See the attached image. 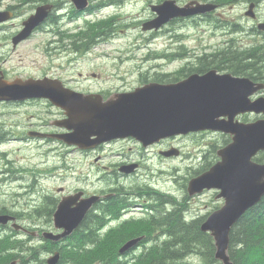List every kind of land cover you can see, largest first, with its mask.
Listing matches in <instances>:
<instances>
[{
  "label": "water",
  "instance_id": "obj_1",
  "mask_svg": "<svg viewBox=\"0 0 264 264\" xmlns=\"http://www.w3.org/2000/svg\"><path fill=\"white\" fill-rule=\"evenodd\" d=\"M79 4L85 5L86 2L80 0ZM153 9L159 13L154 19L156 23L170 17L168 14H162L161 7L156 6ZM43 10L45 12V9ZM212 74L213 76L206 74L203 78L190 77L174 85L149 84L131 93L118 94L105 102L100 95H83L69 89H61L56 82H49L47 79L41 84H21L20 86L25 87L23 89L17 84H14L13 88L4 84L0 87V99H24L31 96L49 98L64 108L66 117L57 124L61 123L69 130L55 136L80 148L93 147L111 138L126 136H133L148 143L171 133H186L189 130L210 128L234 131L233 141L217 152L220 160L208 171L191 179L188 186L190 193L211 187L220 190L218 196H221L225 203L209 215L201 228L203 231L212 230L217 246L216 256L223 264H232L226 254L230 227L264 195V163L252 160L256 153L264 148V124L236 128L231 119L223 121L218 120V117L227 111L245 106L246 95L260 89L261 85L250 83L248 90L247 79L217 76L214 72ZM227 77L230 80H227ZM171 88H174L171 101L159 104L160 96ZM261 103H264V100H261ZM174 108L181 110L173 112ZM171 116L178 125L175 128H163L162 125L166 124ZM187 119L191 126L181 124ZM128 127L131 129L128 130ZM151 134L153 136H150ZM171 153L172 151L166 152ZM96 199L97 197H93L87 200L83 208L86 210ZM6 220L7 217L0 216V221ZM133 242L135 241L129 242L127 246ZM125 248L126 246L121 248V251ZM53 260L54 258H51L49 263L52 264Z\"/></svg>",
  "mask_w": 264,
  "mask_h": 264
},
{
  "label": "rangeland",
  "instance_id": "obj_2",
  "mask_svg": "<svg viewBox=\"0 0 264 264\" xmlns=\"http://www.w3.org/2000/svg\"><path fill=\"white\" fill-rule=\"evenodd\" d=\"M100 1L105 2V5H107L102 10H97L95 8H85L86 14H84L82 17H77V19L73 21L71 20L72 22H69L68 20L64 21V23L69 25L66 30L69 29L71 31L66 32L62 36V46H68L66 41L74 39L75 36L73 34L79 33L83 28L84 30L87 29L90 31V36H97L99 32L104 30L108 25H111V19L116 17L120 18L117 24V31L119 35L122 36V38L118 39L116 36H111L108 41L100 42L92 51L86 53L85 55H75L74 53H70L69 56L77 57V59L71 63L69 61H65V58L59 61V63L62 65V76H64V78L71 79L69 82L77 87L80 86L73 78H80L78 74L79 72H81L83 76H89L91 72L99 69L102 70L100 74L101 78L108 80L109 83H116L124 76L126 79H133L131 77H134L139 72V70H146L151 65L156 64V62H154L153 58L151 57L155 53L154 49H158L160 47L159 40H155L153 44L148 45L145 41L147 36L142 34L141 30L134 24H130L131 19H144L150 14L146 4L147 0H121L116 5L108 3L109 0ZM89 2L92 5L98 3L95 1ZM124 4L126 5L121 10V6ZM84 30L78 36L79 39H81V37L84 35ZM196 31H198L199 34H202L201 29ZM50 39H52V37L48 36L46 32L36 33L33 35V39L31 41H28L24 46L19 47L16 51H11L9 48H7L5 56L10 57V59L5 64V66L7 68H11V70H19L22 73H28L34 76L43 75L45 72H47L46 70L44 71V68L48 62L52 61L54 64L57 63V60L49 56L50 52H48V47L50 46ZM191 40H193V36L188 39L186 43L189 44ZM244 42L249 43L250 40L245 39ZM176 49L178 48L175 45L166 40L164 45L160 48V52L165 54ZM249 51L251 55L244 56L248 61L257 55L256 49H251ZM225 55L224 57H229V52ZM145 56H150V59L145 58ZM184 59L185 57L181 55L178 57V60L169 61L167 58H164L163 62H167V65L172 68L178 64L180 66V63L184 62ZM158 63L162 62H157L156 64L158 67H160L161 64ZM1 64L2 63L0 62V65ZM131 84L127 82V88H131ZM7 112L8 113L5 114L3 120L7 123H11L13 120L18 122L19 126L17 127L19 128H16V130L19 133L25 131L27 132V130L22 131V124L33 122L35 127L38 125L37 123L43 122L45 119L52 117V114L47 115L41 109H32L31 112L24 113L23 115L20 113L12 114V111ZM28 116H32V118L26 119ZM208 138L216 140L219 139V141L222 142V138L218 137L217 135L208 136ZM27 140L29 142H24V140H16L0 145V205L4 204L11 206L12 208H22V206L29 204V197L26 194V192L30 190L28 187L29 181L25 180L24 178H11L10 175L4 171L6 168H9V164L6 162L7 159H11L13 165L17 168L28 167L27 171L19 172L22 173L24 177L27 176L31 178L32 176V179H34L35 176L32 174V172L38 174L36 183H39V185L42 187H62V189H66V187L72 188L77 185H82L84 188L95 187L93 184L92 171H98V168L93 160L94 154L80 155L75 153V151L66 153L65 151L67 150L64 149L65 147H63L62 144L52 147L50 145H39L38 142L34 141L35 139L27 138ZM118 146H122L121 150L118 151H128L126 145ZM185 148L189 149L190 146ZM115 151H117V149L113 148L109 152ZM182 161V159L170 160L163 162L162 166L169 169L170 172L168 173V176H178L184 174ZM81 166L84 176L83 172L80 171ZM49 169H54V171H57V173L60 175H56L57 177L52 175V173H54L53 170H51L50 174L48 172ZM17 175L20 176L19 174ZM59 189L60 188H57V190ZM211 199L213 201L210 202V211L214 209L215 205H220V201L216 197H212ZM19 204L23 205L21 206ZM178 216V211H174L172 213L166 212L161 229L169 226L171 228L174 226L177 227L178 223L176 222ZM183 229H189V227H185ZM178 231H176L174 234L175 237L180 236L179 233L186 234L183 230ZM193 233H195L194 230ZM175 237L170 236L169 241L175 242ZM102 247L105 250L110 248L112 252L114 249V244L112 241H107ZM250 247L251 251L254 252L256 250L253 246ZM170 249H173V247H170ZM251 251L249 252L252 253ZM250 257H252V255ZM251 262L252 259L248 264Z\"/></svg>",
  "mask_w": 264,
  "mask_h": 264
},
{
  "label": "flooded vegetation",
  "instance_id": "obj_3",
  "mask_svg": "<svg viewBox=\"0 0 264 264\" xmlns=\"http://www.w3.org/2000/svg\"><path fill=\"white\" fill-rule=\"evenodd\" d=\"M34 1L35 0H20L18 4L13 7L15 10V15L19 16L22 8L26 5H29L30 3H33ZM160 1L163 0H157V2ZM175 1L181 4L184 0ZM249 1L253 2L256 6V16L254 19L250 20L247 25L257 30L258 28L257 26H255L256 21H261L264 23V0ZM218 4H221V2ZM238 23L244 25L243 21H238ZM16 30L17 28H10V26L8 25L0 26L1 35L11 36V34H13ZM18 46H13L11 40L9 41L8 39H0V62L5 63L8 60L6 56H4V52L7 50V48L16 50ZM7 71L8 70L4 69L3 66H0V75L6 76ZM97 76H99V74ZM4 80L10 79L8 77H4ZM64 82L65 81H63V83ZM85 89L86 88H84V90ZM93 91H100L101 93H104L101 87L98 89H93ZM33 103L34 101L32 102L29 100H24L11 102L9 104L11 106L18 107ZM54 109V118L49 122L62 117L61 111L57 108ZM47 112H50V110H47ZM47 123H44V126L51 129L48 125H46ZM8 126L10 128H13L14 125L9 124ZM54 131H63V129L60 127H55ZM188 136H175L168 139H162L158 143H155L158 140L156 139L149 144H144L142 141L141 144L140 142H137L135 138L127 137L123 140L112 139L107 142L100 143L96 147L92 148L94 149L93 151L99 153V157H101L99 159H96V162H99L102 159L105 160L106 171L109 175L110 180L112 181V185L110 186L108 192L109 196H122L121 194H123L122 197H126L125 200H130L133 204L138 202L141 206H147L149 195L151 197L155 193V190L152 189L150 191L146 184L150 183L149 186L156 187L155 184L160 178L155 174L156 171L153 161L162 163L164 161L173 160V158L164 156L161 153V150L168 149L170 147H177L179 149H182L190 143L187 140ZM118 145H126L128 151H118L121 150L122 147ZM148 145L150 146L148 147ZM113 148L117 149V151L109 152ZM70 149L73 151L78 149L77 151L83 152L85 154H89V152L92 150H81L75 146H71ZM132 163L135 164V166L133 168H130V164ZM123 166L124 169L130 168L131 170L129 172H127L126 170H122ZM137 183H139V188L137 187ZM121 185H123V187ZM140 187H142V189ZM139 189H141V191ZM117 190L119 192H117ZM144 190L145 192H143ZM77 191L78 189H50L49 193H47L43 198L36 199L38 201L37 204H30L29 207L35 208L28 211H26V209L22 205V208L14 207V209L12 210L9 207H3L2 209H4V213H10L11 215H13L16 218L15 221L20 223L22 226H19V228H13L11 225L12 222L4 225L0 224V264H47V258H42V256L40 255V250H46V255H49L51 252H58L60 260L55 264H86V261H88V256L91 254H95L97 249V226L99 225L98 218L100 214L98 205L92 206L85 213V215L78 223L77 227L71 230L70 234L66 236V239L57 243L52 239L44 236V233L47 232V230L53 231L55 229L53 215L60 198L63 195L74 194ZM115 191L117 193H115ZM121 191L124 193H122ZM174 192L177 195L182 196L180 202L174 204V206L181 207V209L186 208L188 203L191 204V202L194 200V197H190L187 194L186 183L184 182L178 184ZM179 192L180 194H178ZM131 195L133 197H131ZM138 221L139 220L134 219L133 221L128 222V224H137ZM3 226L8 229H13L15 232H11L10 230H8L9 232L2 231ZM82 238L85 239V244L83 246L80 244V242H78V240ZM18 239L22 241L23 244L27 246V248L30 249H19L17 244ZM34 247L38 249H34ZM90 249L92 250V253H89Z\"/></svg>",
  "mask_w": 264,
  "mask_h": 264
},
{
  "label": "trees",
  "instance_id": "obj_4",
  "mask_svg": "<svg viewBox=\"0 0 264 264\" xmlns=\"http://www.w3.org/2000/svg\"><path fill=\"white\" fill-rule=\"evenodd\" d=\"M239 55V56H238ZM230 57V58H229ZM229 57H216L212 60H208L207 62L202 63V67H206L210 62H218L217 65L231 67L236 72H245L246 68L249 65H253L255 70L263 71L264 70V57L251 58L248 61L243 55L233 53L229 54ZM245 58V59H244ZM244 59V60H243ZM229 61V62H228ZM246 61V62H245ZM222 62V63H221ZM231 62V63H230ZM227 63V64H226ZM236 64V65H235ZM231 69V70H232ZM259 76V74H255ZM217 145L213 144L210 152L216 151ZM264 154L257 158V160H263ZM207 164L202 167L201 170L206 168ZM264 200L260 204L259 207H255L248 211L246 215V219H242L232 232L233 241H235L234 245H231L228 253L233 261V264H248L252 259V264H263L264 263ZM178 226H174L173 228L169 227L168 233L170 236H174L176 231L183 230L186 234L179 233L180 236L175 237V242L166 241L161 245L155 246L151 248L149 254L146 257L140 259L139 264H189L184 260V257L189 253L199 254L203 260H208L213 258L214 246L211 238L202 233L198 224L199 221H195L192 223H184L181 221L180 217H177ZM185 227H189V229H183ZM191 228V229H190ZM10 230L11 232H15L13 229H8L6 227H2V231ZM193 230L195 233H193ZM180 232V231H178ZM107 233V232H106ZM193 233V234H192ZM110 239H112L114 244V249L111 252V249L108 248L105 251L97 252V259L99 260H116L117 257V249L116 246L118 244L117 241L121 240V237L116 233L110 232ZM185 236V237H184ZM20 243V240H17V244ZM103 243V240L99 241V245ZM98 245V246H99ZM253 246L256 249L254 252L251 251V247ZM173 247V249H170ZM251 251L252 253H250ZM111 252V253H110ZM109 253V254H108ZM178 253V254H177ZM252 257H250L251 255ZM247 255V256H246ZM94 258V257H92ZM92 261V259H90ZM250 263V264H251ZM115 264V263H114Z\"/></svg>",
  "mask_w": 264,
  "mask_h": 264
},
{
  "label": "bare ground",
  "instance_id": "obj_5",
  "mask_svg": "<svg viewBox=\"0 0 264 264\" xmlns=\"http://www.w3.org/2000/svg\"><path fill=\"white\" fill-rule=\"evenodd\" d=\"M258 9V8H257ZM65 20V19H64ZM52 21H54V19H52ZM230 53V52H229ZM233 54V53H232ZM225 56H228V55H225ZM239 56V55H238ZM180 57V56H179ZM226 58V57H225ZM230 58V57H229ZM248 58V57H247ZM227 59V58H226ZM245 59V58H244ZM243 59V60H244ZM215 62V61H214ZM219 62V61H218ZM218 62H216V63H218ZM229 62V61H228ZM246 62V61H245ZM222 63V62H221ZM231 63V62H230ZM227 64V63H226ZM236 65V64H235ZM221 66V65H220ZM202 92H204V91H202ZM173 95H174V88H171V89H168V90H165L164 92H163V94L160 96V98H159V104H167V103H169L170 101H171V99H172V97H173ZM154 109H156V107H154ZM179 110H181L180 108H174L173 109V112H177V111H179ZM190 114H192V113H190ZM181 124L182 125H185V126H191V122H189L188 121V119L187 120H185V121H183V122H181ZM178 124L176 123V121H175V119L173 118V116H171L170 118H169V121L166 123V124H164V125H162L163 126V128H175L176 126H177ZM129 129H131L130 127H128V130ZM150 136H153V134H151ZM245 156V155H244ZM122 179V178H121ZM125 179V178H124ZM130 180V179H129ZM138 181V180H137ZM136 181V182H137ZM140 182H142V181H140ZM139 182V183H140ZM128 183V182H127ZM127 183H125V184H127ZM132 183V182H131ZM139 183H137V187L139 186ZM120 184H122V183H120ZM144 184H146V183H144ZM131 185V184H130ZM134 185V184H133ZM147 185V184H146ZM146 185H145V190H146ZM122 187H123V185H121ZM120 186V187H121ZM125 186V185H124ZM117 187V186H116ZM126 187V186H125ZM144 187V186H143ZM132 188V187H131ZM130 188V189H131ZM139 188V187H138ZM141 189H142V187H140ZM122 189V188H121ZM141 189H139L140 191H141ZM150 189V191L152 190L151 188H149ZM138 190V189H137ZM145 190L143 191V192H145ZM119 191H120V189H119ZM118 190H117V192H119ZM127 191V190H126ZM130 191V190H129ZM133 191H135V190H133ZM132 191V192H133ZM147 191H148V189H147ZM116 191H115V193H117ZM122 192V191H121ZM128 192V191H127ZM126 192V193H127ZM122 193H124V192H122ZM151 193V192H150ZM149 193V194H150ZM119 194V193H118ZM153 194V193H152ZM116 195V194H115ZM122 196H123V194H121ZM127 195V194H126ZM128 196V195H127ZM130 196V195H129ZM131 197H133L132 195H131ZM149 197H150V195H149ZM122 198H124V197H122ZM126 198V197H125ZM124 198V199H125ZM128 198V197H127ZM135 200V199H134ZM130 201V200H129ZM109 203H110V205L111 206H113V207H116L117 205H118V201L117 200H115V199H112V200H110L109 201ZM183 207H185V206H183ZM181 208V207H180ZM78 242H80V244L83 246L84 244H85V239L84 238H82V239H79L78 240ZM3 250V249H2ZM178 254V253H177ZM114 264V263H113ZM115 264H120V262H117V263H115Z\"/></svg>",
  "mask_w": 264,
  "mask_h": 264
}]
</instances>
